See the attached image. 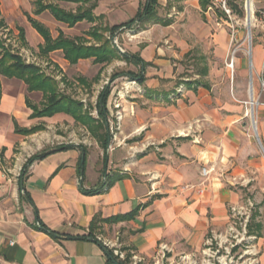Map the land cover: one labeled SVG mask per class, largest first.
Returning a JSON list of instances; mask_svg holds the SVG:
<instances>
[{"label":"crops","instance_id":"crops-1","mask_svg":"<svg viewBox=\"0 0 264 264\" xmlns=\"http://www.w3.org/2000/svg\"><path fill=\"white\" fill-rule=\"evenodd\" d=\"M57 4L72 12L82 6ZM171 4L176 13L170 17L169 26L148 25L141 29L147 31L143 38H132L127 46L126 53L147 64H131L139 72L128 73H141L145 81L141 83L140 78L133 79L128 73L119 74L136 86L110 91L106 106L111 134L107 164L103 149L102 156L95 155L85 144L59 140L55 144V139L47 135L51 127L75 126L71 116L61 113L31 119L26 95L41 93L28 92L22 81L23 86L7 90L2 83L0 114L7 120L10 117L11 132L0 126V153L5 149L7 158H15L17 163L25 153L28 158L18 179L21 205L11 199L0 200V264H110L104 247L114 256L115 251L131 256V264H175L178 257L196 264L194 257L210 242L238 232L240 219L241 241L255 242L260 264H264V108L254 135L243 107L228 98L224 101L217 85L206 83L205 66L194 79L179 76L180 87L185 88H175L174 81L183 68L181 62L194 57L193 51L209 49L216 58L227 45L224 31L216 28L220 24L217 17L213 19L212 6L203 11L199 0H171ZM142 5L140 0H97L95 23L84 21L69 27L49 11L35 15L34 2L33 13L26 14L28 26L19 30L24 31L23 52L29 41L36 43L39 57L50 59L61 69L57 76L42 71L54 77L63 91L69 82L67 69L81 71L88 62L95 61L81 59L72 65L62 50L43 56L40 46L44 39L28 15L49 29L54 39L62 33L91 45L97 43L89 35L95 26L124 25L138 15ZM84 25H89L84 33L75 32ZM52 27L58 29L53 31ZM122 30L117 35L123 36ZM57 54L60 57L54 59ZM33 59L25 61L41 68L38 58ZM114 63L130 64L120 59L96 63L101 70L94 81H100L102 69ZM91 115L98 118L97 105ZM15 124L27 129L43 125L46 129L23 136L15 132ZM17 143L20 153L15 154ZM55 145L74 147L52 153L28 168L23 184L29 199H24L20 190L23 167L29 158ZM203 168L213 172L205 193L199 194ZM244 215L246 218H242ZM41 225L60 238L41 230ZM125 255L119 258L124 260Z\"/></svg>","mask_w":264,"mask_h":264},{"label":"rangeland","instance_id":"rangeland-1","mask_svg":"<svg viewBox=\"0 0 264 264\" xmlns=\"http://www.w3.org/2000/svg\"><path fill=\"white\" fill-rule=\"evenodd\" d=\"M140 1L141 4L145 2V0ZM229 1L237 5L239 10H242L243 16L232 11L229 17L219 5L214 4V0H212L211 4L213 8L211 12L215 11L213 19L215 20L217 17L218 23L220 24L216 26V28L224 31L227 48L216 58H214L215 54L209 49L204 50L205 52L202 50L203 48L198 51H193L194 57H186L181 62L183 68H180L179 75H177L174 84H176V89H184L185 86L180 87L182 82L178 79L180 77L194 79L196 78V73H199L203 66H205L206 72L208 73L206 83L212 86L217 85V90L222 92L221 96L224 98V101L228 98L231 102L243 107L245 120L249 123L250 130L254 135H257L256 129L259 113L264 108V0ZM248 1L252 4L251 38H249V29L247 25L249 14ZM34 2L35 0H21L19 2L0 0V37L14 52L23 55L26 61H33V58L36 57L38 58L36 62L45 73L57 76L60 74L61 69L50 59L45 60L39 57L36 43L29 41L26 52H23L24 47L22 45L23 43L19 30L28 26L26 14L33 13ZM63 6L65 8H72V5ZM173 7L174 5L171 4V0H160V5L157 9L159 16L164 20H171L170 17L176 13ZM103 19L101 21L102 24H107L105 18ZM181 24L180 22L179 25ZM149 25L153 26L154 24ZM87 28H89V25L80 26L75 32L84 33V30ZM51 29L56 31L58 28L52 27ZM122 31L124 32L123 36H120V34L117 35V33L114 37L110 34L104 36L106 39H110L117 49L120 47L124 50V53H121L118 49L120 54L128 52L129 49L127 46L131 44L132 38L141 39L147 33V31H141L140 29L129 30L124 28ZM200 55H202L203 58L200 57ZM53 57L54 59H58L60 55L57 54ZM250 57L252 59V66L250 65ZM233 58L235 59L234 67L231 68L229 65ZM100 68V65L91 61L88 62L81 71H76L72 68L67 69L65 77L69 82L67 86L62 89L63 92L73 98L84 101V104L92 111L98 103L99 95L106 86H109L111 91H118L122 88L127 89L136 86V83L130 81L131 79L126 76L114 79L113 77L117 74L128 72H134L136 74L139 72L138 67L126 63H120L119 65L114 63V65L105 66L102 69L100 81L96 82L94 80L100 72ZM250 71H252V80ZM79 78H86L89 82H93L92 87L85 88L80 85L78 81ZM0 79L6 90L13 89L18 85L23 86L22 83L16 79H7L2 76H0ZM251 83L255 106L251 105ZM22 91L24 92V89L21 90V93H23ZM26 97L36 105H40L42 101L41 94H29L26 95ZM252 108L254 116H252ZM8 119L10 120V117H8ZM9 120H7L3 114H0V126L8 133L11 132V121ZM254 122L256 123L254 124ZM47 135L55 139V144L59 141L64 143L74 141L85 144L90 153L100 156L103 155L101 146L96 143L89 131L77 123L75 126L70 127L67 124L64 126L51 127ZM8 137L10 138V135ZM112 143L113 145L117 144L116 141L114 142V137ZM14 153H20L18 143L15 145ZM26 155L25 153V158L22 157L20 163H17L15 158L8 159L6 153H0V200L11 199L14 200L15 203H17V201H19V204L21 203L19 199L18 179L22 166L25 163L24 159L28 158ZM100 160H102V157H100ZM99 164L102 165V162L100 161ZM242 218H246V216L244 215ZM240 221L238 220V232L228 234L225 240H213L208 246H205L204 252L194 257L196 264H260L259 255L254 248L255 242L246 243L241 241V236H239V234L241 235L243 233V226L240 225ZM178 263L189 264L188 261H180V257H178L175 262V264Z\"/></svg>","mask_w":264,"mask_h":264},{"label":"trees","instance_id":"trees-1","mask_svg":"<svg viewBox=\"0 0 264 264\" xmlns=\"http://www.w3.org/2000/svg\"><path fill=\"white\" fill-rule=\"evenodd\" d=\"M203 11H206L212 4V0H199ZM57 2L77 3L81 4L76 12L66 11L60 7ZM91 3V4H90ZM89 4L88 7L85 5ZM36 10L35 15H40L45 11H49L52 16L59 22L75 27L77 24L87 21L95 23L97 19L93 16V11L97 7V0H35ZM229 8L234 12L243 16L242 10L238 9L237 5L228 1ZM159 0H145L138 15L128 23L120 26L100 28L95 26L89 32V35L97 42L96 44L88 45L87 42L81 38H68L64 34H60L58 38L54 39L43 24L39 23L28 15V20L37 32L43 37L44 44L40 46V53L43 56L49 55L51 52L62 50L64 57L72 65H75L81 59H94L97 64L111 63L115 59L124 60L127 63L141 65L145 67L147 64L138 56L129 53L120 54L118 49L114 46L110 39L104 37L105 33H110L112 37L122 28L126 29H144L149 24L161 23L164 26L171 24L170 20L162 19L158 14ZM21 40L24 41V31H20ZM133 79L140 78V82L144 83L145 78L142 74L134 75L128 73ZM0 76L7 79H17L22 81L30 93L38 92L42 94V101L40 105L33 104L30 99L26 100L27 107L32 110L31 119L37 118H52L57 114H66L71 116L75 122L85 127L89 133L99 142V145L104 150V162L108 163V146L111 139L109 126L107 123L108 112L106 111L108 96L110 94V87L106 86L99 95L97 103L98 118L91 115L89 108L85 109V104L64 93L60 89L59 82L51 76L45 74L42 69L35 65L27 63L23 57L14 52L10 46L0 37ZM119 74L113 77H118ZM85 88H91L93 82H89L85 78L78 80ZM2 100V82L0 79V105ZM46 128L43 125L34 126L30 129L20 128L15 124V132L23 136H29L38 132L44 131ZM74 146H56L54 148L45 149L31 158L23 167V172L20 178L21 194L24 199H29L24 188L23 178L27 173L28 168L36 161L45 159L52 153L71 149ZM83 152H86L83 146ZM5 149H3L4 153ZM81 170L84 169V164L81 165ZM89 194L95 192H86ZM41 230L45 231L54 238H60L55 232L48 230L44 225H41ZM107 255L110 258V264H131V256H126L124 260L114 256L113 252L105 248Z\"/></svg>","mask_w":264,"mask_h":264},{"label":"built area","instance_id":"built-area-1","mask_svg":"<svg viewBox=\"0 0 264 264\" xmlns=\"http://www.w3.org/2000/svg\"><path fill=\"white\" fill-rule=\"evenodd\" d=\"M228 1L229 0H214V4L219 5L220 8L230 17L232 14V10L228 7ZM119 51L121 53H124V50L120 47H118ZM234 58L231 62V64L229 65L231 68L234 67ZM119 106V105H117ZM117 119L120 120L121 119V114L119 112H117ZM213 169L211 168H203L202 169V176H203V181L199 184V188H198V193L199 194H204L206 187H207V182L210 178V175L212 174ZM115 255L120 257V258H124V254H122L120 251H115Z\"/></svg>","mask_w":264,"mask_h":264},{"label":"water","instance_id":"water-1","mask_svg":"<svg viewBox=\"0 0 264 264\" xmlns=\"http://www.w3.org/2000/svg\"><path fill=\"white\" fill-rule=\"evenodd\" d=\"M247 25H248V29H249V38H251V33H250L251 17H250L249 14H248V18H247ZM250 65L252 66L251 57H250ZM250 77H251V80H252V71H250ZM250 99H251V105L254 106V99H253V93H252V83H251V87H250ZM252 112H253V108H252ZM254 124H255V122H254ZM109 147H110V145H109Z\"/></svg>","mask_w":264,"mask_h":264},{"label":"bare ground","instance_id":"bare-ground-1","mask_svg":"<svg viewBox=\"0 0 264 264\" xmlns=\"http://www.w3.org/2000/svg\"><path fill=\"white\" fill-rule=\"evenodd\" d=\"M248 11H249V15H250V17H251V12H252V4H251V2H249L248 3ZM250 53V52H249ZM254 106H255V104H254ZM252 116H254V112H252ZM256 123V122H255Z\"/></svg>","mask_w":264,"mask_h":264}]
</instances>
